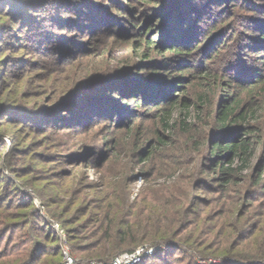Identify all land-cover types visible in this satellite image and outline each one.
Here are the masks:
<instances>
[{"label": "rangeland", "instance_id": "374dc122", "mask_svg": "<svg viewBox=\"0 0 264 264\" xmlns=\"http://www.w3.org/2000/svg\"><path fill=\"white\" fill-rule=\"evenodd\" d=\"M0 1L1 13L7 7L9 0ZM14 1L20 5H26L37 0ZM140 1L142 0H56L57 21H61V25L57 24L58 50L61 52L59 53L60 71H54L58 67L54 61L47 62L43 68L30 66L25 70V67L22 73L23 81H19L17 77L7 78L8 85L0 91V113H3L0 120L4 122L0 125L2 141L0 142V205L2 203H30L31 199L34 209L46 215L45 218L49 225L50 221L58 225L63 236L50 226L54 233H49L50 239L45 241L53 250H55L54 246L57 247L55 250L58 253L57 264H61L64 260L62 253L64 248L75 264H103L97 259L114 252H117V256L106 264H111L116 258L133 252H140V255L131 264H195L193 257L187 252L193 253L195 250L201 251L206 257L216 255L217 261L222 258L223 261L233 262L232 264H244L243 260L253 259L254 262L246 264H259L264 260V258L262 260L259 258L264 255V173L262 182L255 192L256 195L254 194L256 200L253 202L252 209L243 213L242 202L246 195L244 191L250 187L249 180L253 179L252 175L255 171L253 169L244 170L243 179H240V183L234 189L230 187L222 190L216 177L217 173L209 169L203 175L201 173V170L205 169L204 157H201L205 153V147L201 149V159L197 160V154L188 156L176 154V157L182 161L180 164L158 167L154 159L153 165L149 164L150 170H147L149 168L147 164H138L135 157L128 156L129 149L122 147L119 148L120 152L117 156H112L102 166L104 155L96 153L98 155L90 156L87 150L83 151L84 149L79 146L82 142L99 146L103 138L110 137L111 142L105 147L111 150L113 141L115 144V140L124 139L119 130L109 127L111 120L105 119L104 116L100 117L106 113L105 109L100 113L96 112L97 116L94 120L98 119V121H95V128L92 127L84 136L75 134L80 128V122H75L76 128L56 129L43 134L29 133V129H24L22 125L24 122L22 119L25 118L23 116L32 112L31 107L40 109V107L52 106L58 101L59 92L65 91L68 86L83 78L84 73L90 74L93 70H104L103 75H113L116 79L125 76L124 78L127 79H118L120 81L126 82L128 79L138 78L144 84L152 82L154 76L166 71V69L165 71L164 69L157 70L159 54L156 50L152 51L149 58L142 57V53L148 51L143 44L145 43L142 41L143 37L139 36V26L135 29L129 24L141 22V19L147 16L143 12L145 8ZM191 1L195 4L194 8L203 7L201 11L204 10L194 24V28L198 29L194 30L199 31L200 47H203L209 38L212 39V43H216L212 47L214 48L219 47L220 42L231 44L241 32L247 37L258 36L261 30H264V15L260 7L258 10L253 7L249 8L250 3L254 2L260 6L264 3L263 0H244L242 3L239 0ZM238 6L246 9L242 10L244 14L240 15L242 16L240 18L237 15ZM96 7L101 9L100 15L94 17L98 19V25H92L93 29L88 32L84 24L92 22L90 21L92 15L89 16V14L93 13L92 10H96ZM30 11L31 14L37 13L35 10ZM17 12L14 10L15 14H18ZM81 12H84V15L80 14ZM4 16L6 15H2V21H7ZM258 22L260 24L263 22V28L261 27L260 30L257 29L260 26ZM151 28L152 34L156 32L154 35L158 37L159 30L156 26H151ZM20 29L18 28L17 32ZM17 32L14 31V35ZM7 34L8 32L5 35ZM152 34L148 37L151 38ZM23 35L25 32L22 31L19 36L23 37ZM30 37L27 41L21 42L23 46L18 52L19 56L26 55L28 59L34 56L25 53V50L32 52V46L26 47L25 50L23 47L29 43ZM246 37H238V39L241 38V42H244L247 41ZM17 41L15 40V45L19 43ZM249 42L238 44V51L241 52L242 62L253 67L257 66V62L262 59L261 57L255 58L257 53H253L249 48L251 47ZM66 45L69 47L75 45L73 46L75 49H80L81 46L84 49L89 46L93 52L96 50L95 59L87 60L89 59L87 58L83 63L76 61L67 66L61 63V54L65 51L60 50ZM212 50L208 52L211 53ZM221 50L232 52L233 47L230 45L229 48L224 47ZM1 55L4 56V54ZM1 55L0 57H3ZM153 55L156 57L151 59ZM164 56H167V53ZM205 63L211 68L216 66L213 59ZM9 67L11 64L5 63L3 68L6 73H9ZM1 71H3L2 66H0ZM3 78H0V83L5 81V77ZM99 88L91 87L90 90L74 99L71 105L62 107L59 114L63 119L68 115L71 117L72 111L79 107V103L83 102V98L89 91L97 92ZM102 89L104 93L112 87L106 84ZM115 94L112 95L115 96ZM92 95L94 94H88L85 99H89ZM3 102L22 105L27 110H23L24 108L3 109ZM131 102L133 101H129ZM154 108L156 107L146 108L136 105L133 110H136L135 115L137 111L139 115L136 118H129L128 122L131 124L140 123L137 129L144 133L141 141H154L153 134L158 122ZM11 109L16 111L12 115L7 112ZM9 115L12 119H17L15 123L9 122ZM60 115H56L55 121L60 119ZM133 139L134 137H127L124 142L130 143ZM178 143L181 142L177 140L176 144ZM260 160L258 156L252 160V167L263 162ZM30 169L35 170L31 172ZM145 169L146 171L142 172ZM14 170H17L19 174ZM148 173L151 175L147 176ZM22 174L26 175L20 176ZM53 175L63 178L59 180L63 182L61 184L63 186H54L59 182L58 178H53ZM201 182L203 185L197 188ZM23 194L30 196H28L29 201ZM46 200L49 209L55 212V215L59 214L58 218L57 216L51 217L50 213L47 216L43 205ZM190 208L193 211L190 215L192 223L190 225L186 223V228L179 232L180 227L177 228L181 215L179 212L190 211ZM65 209H68V212H65ZM20 211L0 207V221L5 219V215H10L8 219L11 221L18 219ZM122 225H125L126 230L132 226L129 230L130 236L126 240H119L115 234V231L122 228ZM157 225L169 226L171 231L177 232L174 239L177 245L166 249L163 253L155 254L159 246L148 247L144 242L156 236ZM2 227L0 224V239H2L0 264H5V261H10L14 255L4 254V250H7L8 233H5ZM66 228H69L70 238L66 234ZM24 231L26 228L15 231L11 239L12 244L17 241L19 233ZM244 232L249 233L246 238H242ZM53 236L56 241L49 242L52 241ZM132 238L139 241L140 245H136L132 252L122 250L133 245ZM149 249H152L151 252ZM13 251L16 253L18 250ZM215 259L209 262L214 263ZM237 260H242V263ZM11 263L13 262H6V264ZM198 263L205 264L202 260H198Z\"/></svg>", "mask_w": 264, "mask_h": 264}, {"label": "trees", "instance_id": "16d2710c", "mask_svg": "<svg viewBox=\"0 0 264 264\" xmlns=\"http://www.w3.org/2000/svg\"><path fill=\"white\" fill-rule=\"evenodd\" d=\"M239 1L242 3L244 0ZM140 3L144 6L143 12L147 16H144L141 22H138L139 24H135V22L129 24L132 25L131 28L135 29L139 26V36L143 37L142 41L145 42L143 44L148 51L142 53V57L149 58L152 51L156 50L159 54L157 56L159 57L157 60L159 68L157 70L164 69L165 71L166 69V71L154 76L152 82L144 84L138 78L134 80L128 79L126 82L120 81L118 79H127L124 78L125 76H120V78L116 79V76L113 75H103L104 70H93V73L90 72V74L84 73L83 78L68 86L65 91L59 92L60 96L55 104L46 108L40 107V109L31 107L30 110L32 112H29L30 114L24 115V119L20 117L26 122L22 123L24 129H29V133L37 132L43 134L56 129L76 128L75 122H80V128L75 134L84 136L92 127L95 128V121H98V119L94 120L95 116H97L96 112L100 113V111L105 109L106 113L100 117L104 116L105 119L111 120L109 127L119 130L120 135L124 136V139L127 137H134V139L130 143L124 142V139L122 141L121 139L119 141L115 140V144L113 139L111 150L105 147L110 144L112 139L110 137L103 138L99 146L94 143L85 144L82 142L79 148L84 149L83 151L87 150L90 156L104 155L102 156L104 157L102 158V166L112 156H117V153L120 152L119 148L121 149L122 147L130 150H128V156L135 157L138 164H147L148 167L149 164L153 165L154 159L158 167L162 165L171 167L169 165H176L182 162L176 157V154L187 156L197 154V160L204 157L205 169L201 170L202 175L208 169L213 170L214 173H217L216 177L222 190H227L230 187L234 189L240 183V179H243L244 170L250 171V169H253L255 174L252 175L253 179L249 180L250 187L244 191L246 195H244L242 202L244 206L243 213H246L248 209L250 210L253 207V202L256 200L254 198L255 192H257L258 186L262 182V174L264 173V30H261L258 36L247 37L241 32L240 36L238 35L231 44L227 45L225 42H220L219 47L214 48L212 47L216 43H212V39L209 38L205 45L200 47L199 31H196L198 29L194 28V24L198 21L201 14L204 13V10L201 11L203 7L194 8L195 6L193 5L195 4L191 0H142ZM250 4V9L253 7L258 10V7H260L264 15V3L260 6L254 2ZM6 6L0 13V55L4 54V56L1 55L3 57H0V66H2L3 70L0 72V78L4 79L3 77H5V81L0 83V91L4 86L8 85L7 78L17 77L19 81H23L22 73H24L25 67V70L28 67L30 68V66L43 68L47 62L54 61L56 66H58L54 71H60L59 53L61 52L58 50L57 24L61 25V21H57L56 0H37L26 5H20L14 0H9ZM15 7L16 9H12ZM14 10H17L18 14H15ZM30 10H35L37 13L31 14ZM242 10L246 9L242 6L237 7L238 18L243 16ZM92 11L93 13L89 14V16L92 15L90 16L92 18H90V21L92 22L84 24L88 32L93 29L94 25H98V19L94 17L95 15L96 17L100 15L101 9L96 7V10ZM80 14L84 15V12ZM2 15H6L4 17H6L7 21H2ZM15 23L17 24L15 25ZM258 23L260 26L257 29L260 30L261 27L263 28V22L261 24L260 22ZM147 24H149L148 28L145 29ZM151 26H156V29L159 30L158 37L154 35L156 32L152 34ZM18 28H21L19 32H17ZM14 31L17 34L14 35ZM22 31L25 32V35L20 37L19 34H22ZM7 32L8 34L5 35ZM151 34L153 36L149 38L148 36ZM29 37L30 41L23 49L25 50L26 47L32 46V52L25 50V53L33 54L34 57L32 59H28L26 55L21 57L18 53L23 46L21 42L27 41ZM238 37H246L247 41L244 42L250 41L251 47L249 48L253 53H257L255 58L261 57L260 59L262 60L257 62V66L251 67L242 62L238 44H243L244 42H241V38L238 39ZM15 40L19 42L16 45ZM87 44L90 45L92 43ZM139 44L142 45V43ZM230 45L233 47L232 52L221 50L224 47L229 48ZM73 46L75 47V45ZM73 46L69 47L66 45L60 48L61 51H65V53L61 54V63L70 66L76 61H82L83 63L84 59H95L96 50L93 52L89 46L82 49V46L78 45L81 46L80 50L73 48ZM210 49H213L211 53L208 52ZM235 49L236 51H234ZM166 53L167 56H164ZM152 57L151 59H154L156 55ZM209 59H213L216 63L214 68L205 63ZM5 63L11 64L9 73H6L5 68H3ZM106 84H110L112 89L102 93V88ZM94 86L100 87L99 91H89L88 94L94 95L90 96L89 99H85L87 94L83 98V102L79 103V107L72 111V116L69 117L68 115V117L63 119L62 115L59 114L62 107L68 104L71 105L74 99ZM112 94H115V96ZM117 101H119L118 104ZM129 101H133L131 102L132 104ZM2 105H4L3 109L24 108L23 110H27L25 106L11 102H3ZM136 105L146 108L156 107L153 109L158 116V122L153 134L154 141H141L144 133H142V130L137 129L140 123L131 124L128 122L129 118H136L139 115L138 111L135 115L136 110H133ZM12 110L7 112L12 115L13 112H16ZM2 114L0 113V116ZM11 115H9V122L15 123L17 119H12ZM56 115H60L58 121H55ZM99 121L101 120L99 119ZM1 124H4V122L0 120ZM177 140L181 143L176 144ZM0 142H2L1 137ZM202 147H205V153L201 156V149H204ZM114 148L116 150H113ZM257 156L263 162H259L253 168L251 162ZM98 164L100 165L101 163ZM125 165L128 166L127 163ZM33 170L35 169H30L31 172ZM147 170H150V167ZM14 171L17 172V170ZM144 171L146 169L142 172ZM25 175L22 174L20 176ZM149 175L151 173L147 174V176ZM54 177L58 178L59 182L54 186H63L61 185L63 182L59 181L60 179L63 180V178L53 175ZM201 185H203V182L197 188ZM252 188L255 189L253 190ZM23 195L27 196L26 194ZM28 196L27 199L29 201L30 196ZM43 205L46 208L47 216L51 214V217L57 216L58 218L59 214L55 215L56 213L49 209L47 200L43 202ZM193 206L194 204L191 208ZM0 207L21 210L18 213V219L11 221V219H8L10 215H5L4 220L6 221L3 219L0 221L2 228L6 231L5 233H8L6 240L7 250H4V254L6 256L14 255L10 261H5V264L6 262H13L11 264L58 263V253L55 251L57 247L54 246L55 250H53L45 242L50 239L49 233L53 231L45 218L46 215L34 209L31 199L30 203H2ZM191 208L190 211L179 212L181 213L178 221L179 226L177 227H180L179 232L186 228V223L189 225L192 223L190 220V215L193 214ZM64 211L68 212V209ZM124 227L125 225H122V228L115 231L119 240H126L130 236L129 230L132 226L128 227L129 230ZM25 228L26 231L20 232L17 241L12 244L13 240L11 239L15 231ZM65 230L69 237V228ZM171 230L169 226L157 225L156 236L143 242L148 247L159 246L155 254L157 252L163 253L166 249L177 245L174 240L177 232ZM248 235V232H244L242 238H246ZM0 240L1 244L2 239ZM54 240L56 241L55 236L49 242H54ZM131 241L133 245L127 246L122 250L132 252L136 245H140V242H137L134 238ZM14 249L18 251L15 253ZM184 249L187 251L185 247ZM187 252L193 257L195 264H199L198 260H202L205 264L233 263L228 260L223 261L222 258L217 261L218 257L215 259L216 255L206 257L201 251ZM116 256L117 252H114L99 257L97 261L106 264V262L111 261ZM249 257L253 258L252 256ZM259 258L262 260L264 255L259 256ZM211 259L216 261L214 260V263H210ZM242 260L237 261L242 263ZM243 261L245 262L244 264L254 262L253 259ZM259 264H264V260L259 262Z\"/></svg>", "mask_w": 264, "mask_h": 264}, {"label": "built area", "instance_id": "2783aa9c", "mask_svg": "<svg viewBox=\"0 0 264 264\" xmlns=\"http://www.w3.org/2000/svg\"><path fill=\"white\" fill-rule=\"evenodd\" d=\"M37 207V205H36ZM50 226L53 228V230L56 232H60L61 236H63L62 231H60L61 229L58 227L57 224H55L53 221H50ZM59 235V234H58ZM152 249H149V251L151 252ZM62 253L64 256V260L61 264H75L74 260L69 256L68 251L64 248L62 249ZM140 255V252H133V253H129V254H124L118 258L115 259L114 262H112L111 264H131L133 261H136L138 259V256Z\"/></svg>", "mask_w": 264, "mask_h": 264}]
</instances>
